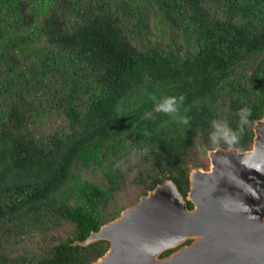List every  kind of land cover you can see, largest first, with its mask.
<instances>
[{
  "label": "trees",
  "instance_id": "1",
  "mask_svg": "<svg viewBox=\"0 0 264 264\" xmlns=\"http://www.w3.org/2000/svg\"><path fill=\"white\" fill-rule=\"evenodd\" d=\"M263 116L264 0H0V264H91L110 242L79 241Z\"/></svg>",
  "mask_w": 264,
  "mask_h": 264
},
{
  "label": "water",
  "instance_id": "2",
  "mask_svg": "<svg viewBox=\"0 0 264 264\" xmlns=\"http://www.w3.org/2000/svg\"><path fill=\"white\" fill-rule=\"evenodd\" d=\"M254 131L249 150H210V169L191 170L187 196L174 180L166 179L79 241L110 242L91 264H217L216 249L240 256L227 264H264V116L255 121ZM216 151L224 156L214 162ZM188 239L193 242L161 256Z\"/></svg>",
  "mask_w": 264,
  "mask_h": 264
},
{
  "label": "clouds",
  "instance_id": "3",
  "mask_svg": "<svg viewBox=\"0 0 264 264\" xmlns=\"http://www.w3.org/2000/svg\"><path fill=\"white\" fill-rule=\"evenodd\" d=\"M154 104H155V111L162 112L165 114H171L178 110L179 102H182L184 97L181 95L179 98L175 96H165L163 97V103H157V99L155 96L152 97ZM240 132H243V126L248 123V117L251 115V110L248 108L241 109L240 113ZM184 123H187V119L185 118ZM213 141H218L219 138L216 133L212 134ZM223 139L229 145L233 144L237 137L235 135L229 134L227 131L225 132ZM225 207H227L225 205Z\"/></svg>",
  "mask_w": 264,
  "mask_h": 264
},
{
  "label": "flooded vegetation",
  "instance_id": "4",
  "mask_svg": "<svg viewBox=\"0 0 264 264\" xmlns=\"http://www.w3.org/2000/svg\"><path fill=\"white\" fill-rule=\"evenodd\" d=\"M192 242H193V239H188V240H186L185 242H182L180 245H178V246H176V247H172V248H169V249L165 250V251L161 254V256H167V255L173 253L174 251L180 249L181 247L186 246V245H189V244L192 243ZM168 250H170V251L167 252ZM166 252H167V253H166ZM213 258H214L213 260H214L215 263H217V264H227L226 261H227L229 258H230V259H233L234 262L240 260V256H239V255L234 254V256L231 257V255L228 256V255L226 254V251H225V250H224V251H221V250H218V249H216ZM233 264H234V263H233Z\"/></svg>",
  "mask_w": 264,
  "mask_h": 264
},
{
  "label": "bare ground",
  "instance_id": "5",
  "mask_svg": "<svg viewBox=\"0 0 264 264\" xmlns=\"http://www.w3.org/2000/svg\"><path fill=\"white\" fill-rule=\"evenodd\" d=\"M258 128L261 126V123L258 122ZM221 156H224V152H221V151H216V152H213L212 153V158H213V161L216 162L217 158L221 157Z\"/></svg>",
  "mask_w": 264,
  "mask_h": 264
},
{
  "label": "rangeland",
  "instance_id": "6",
  "mask_svg": "<svg viewBox=\"0 0 264 264\" xmlns=\"http://www.w3.org/2000/svg\"><path fill=\"white\" fill-rule=\"evenodd\" d=\"M208 159H209V166H208V168H204V167H202V166H199V167H201V168H203V169H205V170H209V169H210V166H211V161H210V158H209V153H208ZM88 173H89V172H88ZM94 176H95V174L93 175V174H90V173L87 175V177L90 178V179H95ZM141 196H142V195H141ZM141 196H140V197H141ZM140 197H139V198H140ZM137 201H138V200H137ZM137 201H136V202H137ZM136 202H135V203H136ZM132 205H133V204H132ZM130 206H131V205H130ZM128 207H129V206H128ZM125 209H126V208H125Z\"/></svg>",
  "mask_w": 264,
  "mask_h": 264
}]
</instances>
